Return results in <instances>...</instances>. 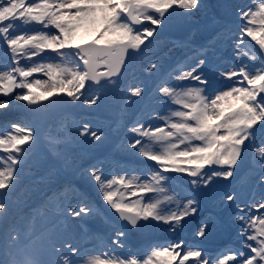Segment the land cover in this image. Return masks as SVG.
Returning <instances> with one entry per match:
<instances>
[{"label": "snow or ice", "instance_id": "6c2138e0", "mask_svg": "<svg viewBox=\"0 0 264 264\" xmlns=\"http://www.w3.org/2000/svg\"><path fill=\"white\" fill-rule=\"evenodd\" d=\"M0 264H264V0H0Z\"/></svg>", "mask_w": 264, "mask_h": 264}, {"label": "rangeland", "instance_id": "374dc122", "mask_svg": "<svg viewBox=\"0 0 264 264\" xmlns=\"http://www.w3.org/2000/svg\"><path fill=\"white\" fill-rule=\"evenodd\" d=\"M202 23H204L206 25L207 22L206 21H202ZM211 34H212V32H211V29L209 27H205L202 30H199L197 32V34H196V37H195L196 42L197 43H203V42L207 41L208 39L211 38ZM164 36H165V38L168 37L170 39L177 40V41L178 40H183L185 38V36L182 37V38H176V37H173L172 35L168 36V35H165V34H164ZM170 45L173 47L172 44H170ZM174 49H175V51L170 53V55L173 58H177V57L182 56V54H183L182 49H179L177 47H174ZM102 116H104V118H107L106 114H102ZM153 237H155L157 239H170L171 235L168 234V233H165V232H156V233L153 234Z\"/></svg>", "mask_w": 264, "mask_h": 264}, {"label": "bare ground", "instance_id": "6f19581e", "mask_svg": "<svg viewBox=\"0 0 264 264\" xmlns=\"http://www.w3.org/2000/svg\"><path fill=\"white\" fill-rule=\"evenodd\" d=\"M164 38V40H165V45H166V47L167 48H171V52L170 53H172V52H174L175 51V49H174V47H172L170 44V42L171 41H173V39H170V38H165V36L163 37ZM168 239H157V238H155V237H151V242H159V243H164L165 241H167Z\"/></svg>", "mask_w": 264, "mask_h": 264}, {"label": "water", "instance_id": "95a60500", "mask_svg": "<svg viewBox=\"0 0 264 264\" xmlns=\"http://www.w3.org/2000/svg\"><path fill=\"white\" fill-rule=\"evenodd\" d=\"M176 29V28H175ZM179 30V29H178ZM166 33L168 34H173L175 37H181L182 35H184L186 32L179 30L178 32H172L170 30H168Z\"/></svg>", "mask_w": 264, "mask_h": 264}]
</instances>
